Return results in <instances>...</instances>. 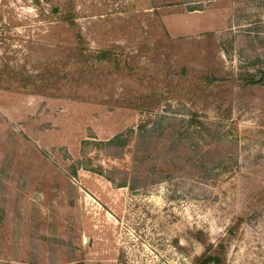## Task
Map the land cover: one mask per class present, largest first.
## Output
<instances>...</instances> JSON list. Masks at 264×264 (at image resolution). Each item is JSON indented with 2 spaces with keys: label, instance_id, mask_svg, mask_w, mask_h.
<instances>
[{
  "label": "rangeland",
  "instance_id": "obj_1",
  "mask_svg": "<svg viewBox=\"0 0 264 264\" xmlns=\"http://www.w3.org/2000/svg\"><path fill=\"white\" fill-rule=\"evenodd\" d=\"M205 257L264 264V0H0V264Z\"/></svg>",
  "mask_w": 264,
  "mask_h": 264
},
{
  "label": "trees",
  "instance_id": "obj_2",
  "mask_svg": "<svg viewBox=\"0 0 264 264\" xmlns=\"http://www.w3.org/2000/svg\"><path fill=\"white\" fill-rule=\"evenodd\" d=\"M37 2V0H36ZM53 13L58 12L59 8L57 6L53 7ZM60 19L68 22L69 25H73L74 24V13H72V11H65L63 12V14L60 16ZM80 38V37H79ZM81 40H78L79 46H78V50L80 51V45H81ZM91 59L95 60L97 62H106V63H110L112 64L115 69L117 70L118 68L122 67L120 64V60H119V56L117 54H115V52L112 49H107V50H97L94 52L93 55H91ZM125 64V63H123ZM254 78V77H253ZM253 79H250V82ZM164 119V116H160L157 120H155V122H151V131H154L156 129V125L160 126L161 120ZM185 121L184 119L180 120V122ZM186 124L184 125V130H186L187 132L189 131L190 126H193V124L196 123H201V126L203 127L202 122L197 121L195 118H191V120H189L188 122H185ZM148 125V122L143 123L140 128H144ZM155 127V128H154ZM189 135L192 136L193 134L189 132ZM180 141V138L178 139ZM177 139H175V141H178ZM126 142V138L124 137L123 134H118L115 135L113 138H111L110 140L107 141V144L110 145H115L118 144L119 146H123L125 145ZM120 187L125 186L124 184L119 185ZM217 259L214 261L211 259V257H205L204 259L201 260V262L199 264H209L211 262H216Z\"/></svg>",
  "mask_w": 264,
  "mask_h": 264
}]
</instances>
